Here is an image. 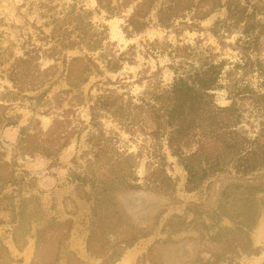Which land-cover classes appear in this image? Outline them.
Listing matches in <instances>:
<instances>
[{"label":"rangeland","instance_id":"obj_1","mask_svg":"<svg viewBox=\"0 0 264 264\" xmlns=\"http://www.w3.org/2000/svg\"><path fill=\"white\" fill-rule=\"evenodd\" d=\"M227 1L220 0L210 17L201 22L193 23L192 14H189L186 22L195 24L192 30L181 25L171 31L151 28L133 39L126 38L122 31L124 19L106 20L104 13L95 16L94 23H104L109 28V44H105V50L93 54L72 51L66 54L67 57L88 54L98 59L100 54L125 52L133 46L129 57L134 62L124 64L118 73H111L98 61L102 74L92 76L80 91L64 96L66 101L62 108L56 106L54 98L69 87L61 77L63 66L59 62L55 75L48 78L42 90L26 93L29 98L36 97L57 81L40 106L34 109L35 102L28 99L9 104L8 115L19 117V121L17 126L0 129V153L15 172L19 185L6 187L0 195V240L8 248L13 264L33 263L38 231L46 230L49 223L54 227L43 235L42 256H60L68 249L85 264H264V213L254 222L250 219L249 223L239 222L238 217L246 200L244 181L255 180L264 184V170L242 180L230 167L228 172L209 178L199 190L189 193L185 190L187 172L169 147L167 136L158 138L153 135L158 126L145 112H141L139 123L133 129L121 126L110 115H100L102 127L99 130L103 131L104 141L93 146L90 140L95 129L90 124L88 106L105 90H117L118 94H126L127 99L133 97V101L139 103L138 99L146 89H164L172 84L171 66L174 62L166 44L173 48H191L195 57L190 62L205 57L213 58L216 63L225 61L224 71L230 74L224 76V81L235 79L241 81L239 86L247 83L264 90V36L260 51L255 55L262 62L261 74H251L250 70L236 67L237 63L244 65V51L236 46L243 25L223 38L211 32L217 22L227 18ZM71 2L0 0V96L8 90L14 91L7 80V71L14 58L22 57L23 48L33 45L49 48L51 45L41 41L42 33L49 35L51 32V27L45 24L59 17ZM84 2L88 8L96 7L95 0ZM236 5L247 7L248 13L257 5V21L264 24V0H240ZM202 6L203 10H208L212 3ZM132 12L130 9L126 16ZM155 41L159 44L151 46ZM162 49L167 52L162 53ZM182 61L184 59H176L177 63ZM40 64L45 70L55 62L43 58ZM79 92L84 103L80 107L72 99ZM217 96L218 105L226 107L231 104L227 91H220ZM239 106L244 119L238 130L254 139L260 133L264 116L247 97L239 101ZM68 110L71 112L67 113ZM55 121L63 126L59 129L61 144L67 132L73 133L70 145L57 157L38 155L31 158L18 151L21 128L29 127L32 135L38 131L47 133ZM200 142L204 143L207 154L218 155L212 137L201 139L200 135L184 152H195ZM99 146L104 147L105 153H101L98 162L95 155ZM123 167H128L125 176L131 173L125 182L134 189L113 194V201L107 203L108 210H103L96 221L93 214L95 195L90 183L82 186L81 178L93 173L99 179L121 177ZM158 170L162 177L167 176L172 182L164 183L162 178L154 182L151 177ZM121 188L125 190V186ZM256 198V210L259 211L264 204V193H258ZM22 199L26 200L25 204ZM243 224H252L253 227L248 231ZM18 227H21L20 244L25 243L21 250L14 242ZM93 232L97 235L90 249L88 241ZM65 234H68L67 240L60 242ZM135 235L140 239L134 246L125 248L123 241ZM117 248L122 251L117 253ZM112 256V260L108 259ZM58 264H66V260Z\"/></svg>","mask_w":264,"mask_h":264},{"label":"trees","instance_id":"obj_2","mask_svg":"<svg viewBox=\"0 0 264 264\" xmlns=\"http://www.w3.org/2000/svg\"><path fill=\"white\" fill-rule=\"evenodd\" d=\"M236 1L240 0L226 2L228 16L225 20L217 22L211 32L214 36L223 38L224 35L232 34L233 30L243 25L240 30L241 37L238 38L236 46L244 51V65L237 63L236 67L250 70L251 74H261L262 62L255 57L260 51V43L264 36V24L257 21L258 6H252L253 11L248 13L247 7H237ZM95 2V8H88L84 0H72L59 17H54L45 24L46 27H51V32L49 35L42 33L41 41L51 46L46 49L34 45L30 48H23V56L14 58L7 71V80L12 84L14 91L8 90L0 96V129L18 125L19 117H10L7 113L11 107L9 104L20 101V99H28L35 102L33 104L35 109L43 103L57 81H54L47 90L36 97L29 98L26 93L42 90L48 78L55 75L59 62L63 66L61 77L69 87L68 90L59 92L54 98L56 106L60 108L66 101L64 96L67 97L80 91L92 76L102 74L98 61L102 62L105 70L111 73H118L124 64L134 62L129 57L133 46L125 52L110 51L108 54H100L98 59L88 55L104 51L105 44H109V28L104 23H94L95 16H101L104 13L106 20L124 19L122 31L126 38L133 39L151 28L171 31L181 25L192 30L195 24L186 22L189 14H192L193 23L201 22L210 17L215 7L220 5V0H95ZM204 3H212L211 8L203 10L202 4ZM130 9L133 12L126 16ZM154 44H159V42L155 41L151 46ZM165 47L170 49L167 51L174 62L171 66L174 78L169 87L146 89L139 97V103L134 102L133 97L127 99L126 94H118L117 90H105L94 102L90 101L91 104L88 106L91 115L90 124L95 129L90 137L93 146H98L105 137L103 131L99 130L102 127L99 120L100 115H110L121 126L133 129L139 123L138 118L141 112H145L152 116L154 123L158 126L153 135L158 138L167 136L169 147L187 172L185 186L187 192L192 193L199 190L209 178L228 172L230 167L242 180H247V177L263 171L264 122L260 133L254 139L249 138L238 128L244 119V112L239 106V101L245 97L252 100L257 112L264 116V90H258L247 83L239 86L241 81L235 79L232 81L227 78L224 81V76L229 77L230 74L224 71L225 61L216 63L213 58L205 57L197 62H190L189 60L195 57L191 48L179 46L173 48L171 44H166ZM72 51L88 54L69 59L66 54ZM167 51L162 49V53ZM43 58L52 60L55 64L42 70L40 61ZM177 58L184 59V61L177 63ZM123 86L125 85L121 87ZM220 91L228 92V100L231 101L229 106L218 105L217 93ZM72 99H75L78 107L84 105L81 92ZM69 112L71 110L67 111ZM61 128L63 126L58 121H55L54 127L47 133L38 131L32 135L29 127L21 128L17 143L18 151L23 156L31 158L38 155L45 158L57 157L70 145V138L73 135L67 132V136L63 138L65 141L61 144L62 137L59 133ZM199 135L201 139L207 136L212 137L216 150H219L218 155L207 154L205 145L201 142L195 152H184ZM101 153L104 154L105 149L99 146V151L95 155L98 162L101 159ZM127 172L128 167H123L120 170L123 174L121 177L99 179L93 173L81 178L84 184L82 186L90 183L95 195L93 214L96 221H99L103 210H108L107 203L113 201V194L134 189L133 185L125 182V178L131 177V173L125 176ZM151 178L154 182L161 178L164 183L172 182L169 177H162L160 170ZM18 185L15 172L10 164L4 161L0 153V195H3L6 187ZM243 185L246 200L238 216L240 217L239 222L249 223L250 219L254 222L257 216L264 213L263 203L260 210H256V195L264 193V184H258L255 180H247ZM122 186H125L123 191ZM4 198L13 200L9 196H4ZM25 202L26 200L22 199V204ZM24 214L25 211L22 216ZM53 227V223H49L46 230L38 231L36 256L32 264H58L61 260H66V264H85L68 249H65L60 256H42L43 235L51 231ZM252 227V224L244 225L248 231ZM19 231L21 227L15 229L14 242L17 249L21 250L25 243L20 244ZM96 235V232L90 234L88 241L90 249ZM67 238L68 234L63 235L60 242H64ZM139 239V236L135 235L123 241L122 244L125 248H130ZM250 246L253 249L252 245ZM117 251L120 253L122 249L117 248ZM108 259L112 260L113 256ZM13 263L14 260L8 248L0 240V264Z\"/></svg>","mask_w":264,"mask_h":264}]
</instances>
